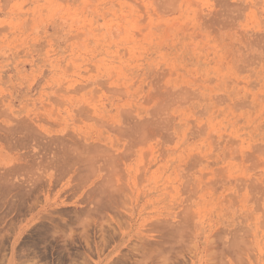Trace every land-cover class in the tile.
<instances>
[{"label":"rangeland","instance_id":"374dc122","mask_svg":"<svg viewBox=\"0 0 264 264\" xmlns=\"http://www.w3.org/2000/svg\"><path fill=\"white\" fill-rule=\"evenodd\" d=\"M0 192V264H264V0H0Z\"/></svg>","mask_w":264,"mask_h":264},{"label":"crops","instance_id":"0c3cea01","mask_svg":"<svg viewBox=\"0 0 264 264\" xmlns=\"http://www.w3.org/2000/svg\"><path fill=\"white\" fill-rule=\"evenodd\" d=\"M47 213V211H40V209L31 213L27 218V222L23 226L24 235L28 232L32 233V230H34L38 225H41L42 221L47 219ZM7 229L13 231V235L11 240L9 241L8 247H17V239L19 238V232L16 231V228L14 225H12V223H9L7 225ZM31 246H33V244Z\"/></svg>","mask_w":264,"mask_h":264},{"label":"bare ground","instance_id":"6f19581e","mask_svg":"<svg viewBox=\"0 0 264 264\" xmlns=\"http://www.w3.org/2000/svg\"><path fill=\"white\" fill-rule=\"evenodd\" d=\"M43 154V153H42ZM37 155V154H36ZM40 157V156H39ZM56 157V156H55ZM61 157V156H60ZM58 158V157H57ZM38 159V158H37ZM40 159V158H39ZM91 160V159H90ZM54 161V160H53ZM88 161H89V159H88ZM90 162H92V160L90 161ZM93 163V162H92ZM58 164V163H57ZM89 164V163H88ZM113 167V166H112ZM115 167V166H114ZM30 168V167H29ZM35 168V167H34ZM6 170V169H5ZM8 170V169H7ZM6 172V171H5ZM10 172V171H9ZM14 173V172H13ZM6 174V173H5ZM8 175V173L6 174V176ZM10 175V174H9ZM6 180H7V178H5ZM32 179V178H31ZM3 182H4V180H3ZM2 183V182H1ZM5 183V182H4ZM10 183V182H9ZM8 183V184H9ZM1 185H3V184H1ZM13 185V184H12ZM6 186V185H5ZM5 186H4V188H5ZM7 187V186H6ZM11 187V186H10ZM7 188H9V187H7ZM6 188V189H7ZM7 190H9V189H7ZM11 191V190H10ZM9 192V191H8ZM1 193V192H0ZM2 195V194H1ZM17 206V205H16ZM49 220V219H48Z\"/></svg>","mask_w":264,"mask_h":264}]
</instances>
